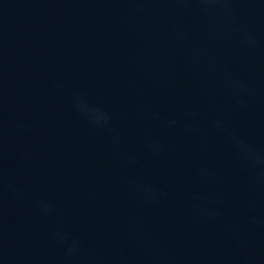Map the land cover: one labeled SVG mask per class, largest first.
I'll list each match as a JSON object with an SVG mask.
<instances>
[{
  "label": "water",
  "instance_id": "1",
  "mask_svg": "<svg viewBox=\"0 0 264 264\" xmlns=\"http://www.w3.org/2000/svg\"><path fill=\"white\" fill-rule=\"evenodd\" d=\"M0 264H264V0H0Z\"/></svg>",
  "mask_w": 264,
  "mask_h": 264
}]
</instances>
